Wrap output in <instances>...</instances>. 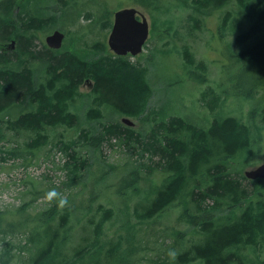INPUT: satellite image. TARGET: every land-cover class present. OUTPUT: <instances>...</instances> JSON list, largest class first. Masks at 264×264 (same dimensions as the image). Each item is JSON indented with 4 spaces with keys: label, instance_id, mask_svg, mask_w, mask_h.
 Returning a JSON list of instances; mask_svg holds the SVG:
<instances>
[{
    "label": "trees",
    "instance_id": "obj_1",
    "mask_svg": "<svg viewBox=\"0 0 264 264\" xmlns=\"http://www.w3.org/2000/svg\"><path fill=\"white\" fill-rule=\"evenodd\" d=\"M76 1L64 0L46 18L20 0H0V140L4 138L2 130H12L17 135L23 133L28 137L26 147L32 152L48 143L51 128L80 126V115L72 107L83 96L81 86L92 82L91 108L85 113L89 121L100 120L99 124L80 128L74 140H59L69 156L66 162L69 174L89 164L87 158L77 156L76 147L79 144L101 147L113 137L123 142L134 139L135 145L141 146L137 152L141 151L143 155L150 153L149 164H157V169L163 174L155 195L144 196L146 200L136 207L135 216L142 221L151 219L181 199L185 203L182 217H186L202 233L201 239L181 252L174 264H193L196 260L204 264H246L241 247L257 245L264 238V197L246 202L252 194L246 181L261 178L250 179L230 172L227 160L251 146L253 127L233 115L216 117L208 128L197 126L183 116L172 115L156 120L153 130L141 136L120 123L104 122V112L101 110L104 104L135 117L154 111L149 103L153 96V88L148 81L149 68L132 61L130 54L107 52L103 42L93 45L94 55L89 58L75 52L74 45L69 44L60 49L48 46L39 49L36 31L56 23L62 15L67 18L70 10L76 8ZM228 1L195 0V4L200 10L211 6L218 8ZM238 1L241 9L247 8L251 2ZM17 6L23 9H17ZM246 12L251 15V10ZM229 14L230 11L222 20L223 28H227ZM252 14L255 21L237 39L239 43L252 41L241 51H233L231 56L234 63L262 66L258 73L259 85L245 94L233 79L234 96H252L257 88L264 86V7L258 6ZM157 22L154 15L153 25ZM9 40H16L17 47L13 50L6 44ZM183 56L190 77L202 85L207 83L208 68L205 62L196 58L188 45L184 47ZM35 62L42 63L43 75L34 69ZM201 97L212 111L223 107L221 95L212 86L204 89ZM13 107L20 109L16 117L3 116ZM259 112L264 123V107ZM256 129H259L258 125ZM0 148L4 151L2 146ZM16 149L19 151L21 146ZM0 158L6 156L0 155ZM141 165H145V162L142 161ZM129 175L123 179V184L138 188L141 171L134 170ZM209 199H213L214 204H210ZM72 206L68 204L60 208L57 201L34 214L28 210L29 204H23L16 210L0 211V232H14L34 225L30 233L26 232L25 238V242L32 243L33 247L26 256L29 264H101V256L108 262H119L136 251L133 246L135 227L129 219L122 224L127 236L123 233L116 239L102 236L103 226L114 214L113 208L104 205H100L96 211L99 219L95 222L94 236L85 243L79 242L74 249L67 246ZM220 209L231 213L226 222L216 220ZM4 215L16 216L6 220L7 216ZM37 225L42 228L35 229ZM124 243H127L125 249ZM0 257V264H11L10 249L3 248Z\"/></svg>",
    "mask_w": 264,
    "mask_h": 264
},
{
    "label": "rangeland",
    "instance_id": "obj_2",
    "mask_svg": "<svg viewBox=\"0 0 264 264\" xmlns=\"http://www.w3.org/2000/svg\"><path fill=\"white\" fill-rule=\"evenodd\" d=\"M20 1L35 13L47 18L64 0ZM258 6L264 7V0H251L245 9L239 8L238 0H229L221 7L211 6L200 10L197 9L195 0H77L76 8L70 10L67 18L62 15L56 23H50L45 29L36 31V43L39 49L48 46L46 37L55 29H60L66 35L64 45H74V51L80 55L88 58L93 56V45L98 42H103L107 52H111L108 40L114 23V13L122 8L136 7L149 20L150 36L143 51L130 58L149 68L148 81L153 88L149 103L154 111L135 117L104 104L101 106L104 112L102 120L120 123L139 135L146 136L153 130L156 120L172 115L183 116L197 126L207 128L216 117L236 116L253 127L252 144L248 149L229 158L227 164L230 172L245 175L246 170L256 168L264 162V123L259 112L264 107V86L256 87L252 96H234L233 79L243 88V93L247 94L259 85L258 73L262 66L234 63L231 54L233 51H241L252 41L239 43L237 39L255 21L252 11ZM17 7L23 9L21 6ZM246 10H251V15ZM228 11L230 14L227 28H223L222 20ZM154 15L158 21L155 26ZM11 42L9 40L6 44L13 50L17 43L12 46ZM186 45L196 58L207 65L209 81L203 85L190 77V72L186 69L183 56ZM33 67L40 75L44 74L42 63L35 62ZM209 86L214 87L221 95L224 102L221 109L217 107L212 111L203 102L202 93ZM91 91L92 82L84 83L81 86L83 96L72 107L80 115V126L62 125L56 129L51 128L48 143L39 149L29 151L26 147L28 137L25 134L17 135L12 130H2L4 138L0 140V146L4 151L0 148V155L6 158H0V211L16 210L23 204H29L28 210L34 214L59 201L61 194L67 199L66 205H73V215L67 230V246L74 249L79 242L85 243L94 236L95 222L99 219L96 211L100 205L111 207L114 214L103 226L102 236L105 239H116L121 233L127 236L122 224L129 219L135 227L136 239L133 240V246L136 251L128 255L132 257L127 256L119 262H108L101 256V264H174L181 252L188 250L201 239L202 233L186 217H182L185 203L181 199H177L151 219L142 221L135 216L136 207H140V203L146 200L144 196L155 195L163 174L157 169V164H149L150 153L143 155L141 151L137 152L141 146L135 145L134 139L123 142L113 137L101 147L79 144L76 147L77 156L87 158L89 164L69 174L66 167L69 156L59 140L69 142L78 137L80 128L99 124L100 120L89 121L86 118L85 112L92 102ZM6 112L8 114L3 116L16 117L20 109L13 107ZM123 118H129L134 125L126 124ZM260 125L263 126L260 128ZM19 146L21 149L18 151L16 148ZM142 161L145 165H141ZM134 170H140L142 174L138 188L123 184V179ZM246 182L252 189L251 197L246 202L264 197L263 178ZM209 202L214 204L213 199H209ZM190 210L194 212L192 207ZM217 212L216 220L221 223L231 216L225 210L220 209ZM33 227L30 224L14 232H0V251L3 248L10 249L11 264H29L26 256L33 247L31 248L32 243L25 242V238L26 232L30 233ZM41 228L42 226L37 225L35 229ZM126 247L127 243H124L123 249ZM170 251L176 253L175 259L168 255ZM241 251L246 264H263L264 238L257 245L242 246ZM193 264L204 263L196 260Z\"/></svg>",
    "mask_w": 264,
    "mask_h": 264
},
{
    "label": "water",
    "instance_id": "obj_3",
    "mask_svg": "<svg viewBox=\"0 0 264 264\" xmlns=\"http://www.w3.org/2000/svg\"><path fill=\"white\" fill-rule=\"evenodd\" d=\"M109 35L108 44L114 53L138 55L150 36V23L147 16L136 7L122 8L114 13V25ZM64 40L65 33L59 29L46 37V42L54 47L63 45ZM123 121L134 125L129 118H123ZM245 175L250 179H264V162L256 168L246 170Z\"/></svg>",
    "mask_w": 264,
    "mask_h": 264
},
{
    "label": "clouds",
    "instance_id": "obj_4",
    "mask_svg": "<svg viewBox=\"0 0 264 264\" xmlns=\"http://www.w3.org/2000/svg\"><path fill=\"white\" fill-rule=\"evenodd\" d=\"M49 198L51 199V197H49ZM66 204H67V201H66L64 198L60 197V198H59V206H60V207H64ZM168 255H169L172 259H175L176 253H175L174 251H170V252L168 253Z\"/></svg>",
    "mask_w": 264,
    "mask_h": 264
},
{
    "label": "bare ground",
    "instance_id": "obj_5",
    "mask_svg": "<svg viewBox=\"0 0 264 264\" xmlns=\"http://www.w3.org/2000/svg\"><path fill=\"white\" fill-rule=\"evenodd\" d=\"M113 25H114V23H113ZM113 28V27H112ZM56 30V29H55ZM60 30V29H59ZM112 31V30H111ZM66 36V35H65ZM48 44V46L50 47V48H52V49H60V48H62V46L64 45V43H63V45H61L60 47H54V46H52V45H50L49 43H47ZM126 123V122H125ZM126 124H128V123H126ZM128 125H130V126H133V125H131V124H128Z\"/></svg>",
    "mask_w": 264,
    "mask_h": 264
},
{
    "label": "flooded vegetation",
    "instance_id": "obj_6",
    "mask_svg": "<svg viewBox=\"0 0 264 264\" xmlns=\"http://www.w3.org/2000/svg\"><path fill=\"white\" fill-rule=\"evenodd\" d=\"M12 41L16 42V40H12ZM11 44L14 45L15 43H12V42H11Z\"/></svg>",
    "mask_w": 264,
    "mask_h": 264
}]
</instances>
